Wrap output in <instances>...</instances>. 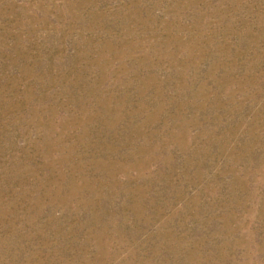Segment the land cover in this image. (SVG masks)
Instances as JSON below:
<instances>
[{"label": "rangeland", "instance_id": "374dc122", "mask_svg": "<svg viewBox=\"0 0 264 264\" xmlns=\"http://www.w3.org/2000/svg\"><path fill=\"white\" fill-rule=\"evenodd\" d=\"M0 264H264V0H0Z\"/></svg>", "mask_w": 264, "mask_h": 264}]
</instances>
